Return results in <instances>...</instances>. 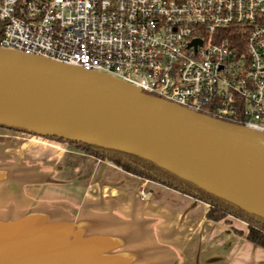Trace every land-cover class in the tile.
Listing matches in <instances>:
<instances>
[{"label":"built area","instance_id":"2783aa9c","mask_svg":"<svg viewBox=\"0 0 264 264\" xmlns=\"http://www.w3.org/2000/svg\"><path fill=\"white\" fill-rule=\"evenodd\" d=\"M0 50L264 135V0H0Z\"/></svg>","mask_w":264,"mask_h":264},{"label":"crops","instance_id":"0c3cea01","mask_svg":"<svg viewBox=\"0 0 264 264\" xmlns=\"http://www.w3.org/2000/svg\"><path fill=\"white\" fill-rule=\"evenodd\" d=\"M43 136L0 128V264H264L233 217Z\"/></svg>","mask_w":264,"mask_h":264},{"label":"water","instance_id":"95a60500","mask_svg":"<svg viewBox=\"0 0 264 264\" xmlns=\"http://www.w3.org/2000/svg\"><path fill=\"white\" fill-rule=\"evenodd\" d=\"M0 126L149 160L264 218V135L107 77L0 50Z\"/></svg>","mask_w":264,"mask_h":264},{"label":"trees","instance_id":"16d2710c","mask_svg":"<svg viewBox=\"0 0 264 264\" xmlns=\"http://www.w3.org/2000/svg\"><path fill=\"white\" fill-rule=\"evenodd\" d=\"M235 34L238 36L239 32L237 31ZM0 128L37 135L35 133L17 128L6 126H0ZM41 136L58 142L67 143L73 148L80 150L87 155L107 161L128 173L156 182L208 204L210 208L207 213V218L210 221L219 222L226 220L228 217H233L245 222L247 224L246 239L249 242L264 249L263 217L249 213L242 207L200 187L189 180L176 175L175 173L163 167L158 166L149 160L117 150L106 149L78 141L65 140L44 135Z\"/></svg>","mask_w":264,"mask_h":264},{"label":"bare ground","instance_id":"6f19581e","mask_svg":"<svg viewBox=\"0 0 264 264\" xmlns=\"http://www.w3.org/2000/svg\"><path fill=\"white\" fill-rule=\"evenodd\" d=\"M174 170H176L178 173H180V174H182V175H184V176H186V177H189V178L195 179L192 175H190V174H188V173H186V172H184V171H182V170H180V169L174 168ZM195 180L199 181L198 179H195ZM199 182L202 183L201 181H199ZM202 184L206 186L205 183H202Z\"/></svg>","mask_w":264,"mask_h":264}]
</instances>
